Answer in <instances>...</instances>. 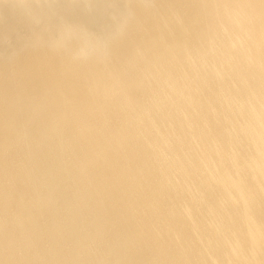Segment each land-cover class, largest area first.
I'll use <instances>...</instances> for the list:
<instances>
[{
	"label": "bare ground",
	"instance_id": "1",
	"mask_svg": "<svg viewBox=\"0 0 264 264\" xmlns=\"http://www.w3.org/2000/svg\"><path fill=\"white\" fill-rule=\"evenodd\" d=\"M0 264H264V0H0Z\"/></svg>",
	"mask_w": 264,
	"mask_h": 264
}]
</instances>
